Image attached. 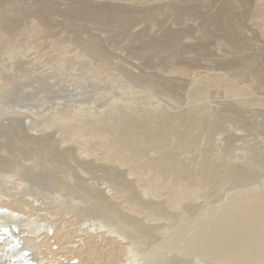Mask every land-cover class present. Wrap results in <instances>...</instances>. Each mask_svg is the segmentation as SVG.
Returning a JSON list of instances; mask_svg holds the SVG:
<instances>
[{"label": "rangeland", "instance_id": "obj_1", "mask_svg": "<svg viewBox=\"0 0 264 264\" xmlns=\"http://www.w3.org/2000/svg\"><path fill=\"white\" fill-rule=\"evenodd\" d=\"M210 74L219 83L207 82ZM0 107L1 141L14 142L0 156H16L24 169L0 164V218L21 217L39 231L56 225L34 244L12 221L40 263L218 264L180 251L228 205L264 193V0H0ZM199 110L215 124L211 141L197 138L178 154L193 175L213 174L204 193L178 205L167 201L170 189L147 192L151 175L139 178L128 163L108 159L106 139L83 130L128 117L157 130L165 116ZM23 137L36 140L27 146ZM42 141L65 153L68 181H86L115 210L154 226L155 242L90 200L48 189L36 174L59 168L34 161L30 150ZM147 155L157 156L150 148ZM120 184L136 203L121 196ZM148 203L167 207L173 222L146 218ZM168 239L177 247L167 248Z\"/></svg>", "mask_w": 264, "mask_h": 264}, {"label": "bare ground", "instance_id": "obj_2", "mask_svg": "<svg viewBox=\"0 0 264 264\" xmlns=\"http://www.w3.org/2000/svg\"><path fill=\"white\" fill-rule=\"evenodd\" d=\"M218 78L219 76L215 74L208 76L209 81L207 82L214 81L213 83H215ZM229 89H232L236 92L239 90L238 87L233 84H229ZM253 102H251V104ZM2 113L3 111L0 107V116ZM140 122L142 121L128 117L127 119L125 118L123 120H119V122L113 126H101L96 130H92L89 126H85L83 130L96 132L95 134L84 133L87 136L93 135L104 137L106 139L105 146L109 154L108 159L113 160L118 158L123 162L128 163L131 167V172L137 175L139 178H142L146 175H151L153 179L151 181L150 187H148L147 192L155 194L161 192L163 189H170V194L168 195L167 199V201L170 202V205L174 203L176 204L177 202H182L184 199L195 193H204L206 185L204 184L205 180L203 181V179H207V175L213 174V170L210 168L203 170L199 173V175H193L189 167L181 161L178 153L180 150L195 147L194 143L197 138H206L207 140L211 141L215 128V124L212 122V119L206 113L199 110L195 111V113L190 116H181L177 118L165 116L162 123L159 122L160 126H158L159 124L157 125V130L154 128V126H150L149 122L147 125L145 124L146 122ZM1 139L2 138H0V149L2 150L5 148L6 151L11 152L14 148V142L9 141V143L7 140H4L3 143L5 145L2 147L1 145L3 143ZM35 140V137H23L20 141L23 142V145L28 146L31 145V143H34ZM203 141L205 142L206 140ZM54 148L55 146L53 147L51 142L42 141L40 142V146H38L37 149L30 150L37 157L36 158L34 156V161L36 159H40L42 163L44 161V163H49L53 168H59L58 170L50 168V171L41 170L39 174H36L40 180H44L46 183H48V189L64 192L74 198H77V200H90L94 203V205H100L102 211L104 209L106 212L102 214L104 217L117 222L120 220L121 222L128 224L130 227L135 229L140 234L139 236L144 240H156L154 235V226L146 224L142 219L132 218L122 214L120 211L115 210V208L107 201V199L103 197V192L101 190L94 188L82 179L68 181L69 171L65 162L66 155L65 153L57 151ZM149 148L152 149L154 153L156 152V157H148L147 149ZM15 152H18V150L16 149ZM0 157L1 160L3 159L0 162L1 166L4 165L3 163H7V165L11 166H13L15 163V165L19 166V168L21 166V163L20 165L18 164L19 160H16V156L14 158L11 156L13 160H4L5 157ZM19 162H21V160ZM196 162L203 163V160L197 159ZM19 168L18 170L23 169L22 166L20 169ZM119 193L124 199L134 203L137 202L135 193L132 191V189L128 187L125 188L120 184ZM257 196L255 195L254 197ZM19 201L20 200H18V202ZM178 203L176 205H178ZM224 205L225 204H223V207ZM166 208L167 207L163 206L161 203H148L143 207L144 216L152 220L154 218L157 219V217H162L168 219L172 223L174 218ZM187 212L189 213V211ZM1 216L5 215L1 214ZM11 220L15 222L21 221V228H23L22 230L25 228L29 229L30 235L26 238L34 244H38L41 241L40 236L46 235V232L51 233L50 230L56 232V230H54L56 225L54 224L49 227L45 226L46 228L41 226L43 231H39L38 228H35L31 223H27L21 217L14 216ZM8 221L10 220L0 218V222ZM204 223L202 224H209L208 221L205 224ZM207 224L204 228L200 230L198 229L199 231H197L198 233L195 235V237L190 243L187 242L188 244L186 243L187 245L184 246L182 250L178 247L181 250L180 252L196 253V255L203 254L204 256L207 255L215 258L216 260L224 261V264H263L264 193L259 195L257 198H254V200L250 203L248 201V203L243 205H228V208L224 209L216 223L213 225ZM193 231V233H195L196 229ZM190 234L191 232H189L187 236ZM172 237L173 236H171V239ZM91 238L92 237H89V239ZM180 239L182 241V238ZM172 240L168 239L170 243ZM168 241L166 244L169 243ZM174 242L171 244L169 243L167 248L171 246L173 249L175 247ZM24 243L30 249L28 243L25 241ZM159 247L162 246L159 244ZM31 251L34 253V258L39 262V260L36 258V253L33 250ZM151 253L152 251L150 252V255ZM110 254L117 255V252H110ZM152 258L153 259L150 258L144 264H162L158 259H154V257ZM112 261H114L113 258ZM221 261L220 263L218 262V264H221Z\"/></svg>", "mask_w": 264, "mask_h": 264}, {"label": "water", "instance_id": "obj_3", "mask_svg": "<svg viewBox=\"0 0 264 264\" xmlns=\"http://www.w3.org/2000/svg\"><path fill=\"white\" fill-rule=\"evenodd\" d=\"M0 263L40 264L26 246L22 233L13 222H0Z\"/></svg>", "mask_w": 264, "mask_h": 264}]
</instances>
